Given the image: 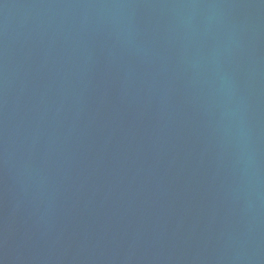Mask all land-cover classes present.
<instances>
[{
	"label": "water",
	"instance_id": "1",
	"mask_svg": "<svg viewBox=\"0 0 264 264\" xmlns=\"http://www.w3.org/2000/svg\"><path fill=\"white\" fill-rule=\"evenodd\" d=\"M0 264H264V0H0Z\"/></svg>",
	"mask_w": 264,
	"mask_h": 264
}]
</instances>
